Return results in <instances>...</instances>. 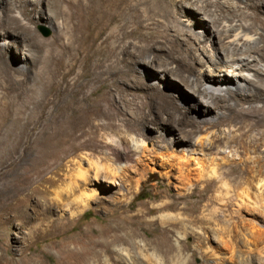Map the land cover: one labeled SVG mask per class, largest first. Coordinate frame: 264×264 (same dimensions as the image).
I'll list each match as a JSON object with an SVG mask.
<instances>
[{
  "label": "rangeland",
  "instance_id": "rangeland-1",
  "mask_svg": "<svg viewBox=\"0 0 264 264\" xmlns=\"http://www.w3.org/2000/svg\"><path fill=\"white\" fill-rule=\"evenodd\" d=\"M9 1L14 11L6 12L0 25V32H12L5 38L0 36V44L9 43L4 55L12 69L9 78L0 76V264H78L81 256L87 257L91 253L96 258L90 257L83 264H131L132 250L123 241L127 237V223L137 222L145 209L158 210L162 200L179 206H192L198 200L195 194L180 200L174 198L182 175L167 161L191 158L188 169L191 168L196 182V176H193L198 165L196 159L203 157V153L186 151L183 156V152L173 151L174 147L164 140L173 128L175 136H179L176 139H181V142L175 140L179 149L199 146L202 140L208 142L205 127L200 131L189 123H173L180 113L189 119L194 113L190 103L196 104V100L186 97L187 86L181 84V90L170 89L171 76L166 77L168 80L163 79L164 75L156 71L157 67L144 63L135 64L139 80L143 82L138 86L133 85L131 72L108 71V61L97 69V73L79 81L76 77L83 70L81 66L62 78L66 65L63 68L56 62L46 65L42 53H36L26 62L22 44L33 45L34 39L25 26L37 38L48 42L53 40L55 29L41 19L38 12H32L31 3ZM183 1L171 4L170 12L174 10V14L170 13V17L151 13L145 17L141 13L143 26L139 31L151 34L150 39L157 41L158 48H163L158 52L160 59L169 57L167 47L178 46L180 53L187 51L192 58L196 66L193 75L210 80L207 65L212 58L228 50L226 36L215 29H221L225 24L248 26L257 45L264 44V38L260 39L264 34V0H213L208 7H202L209 11L210 27H205L200 19L194 21L196 12L181 6ZM48 2L50 0H37L38 9L46 10ZM22 5L31 12L29 19L22 14ZM9 13L17 17V24L7 19ZM144 18H150L152 23H144ZM165 30L173 38L171 42L161 43ZM172 60H168L169 66H175ZM255 67L264 70V62H258ZM101 70H104L103 74ZM226 71L234 77L243 75L257 80L253 69L250 73ZM240 79L246 89L257 91L252 83ZM81 83L83 86L77 92V84ZM149 83L156 84L147 87ZM215 85L222 87L219 93L227 98V103L236 104L238 96L232 86L227 88L222 82ZM162 93H168L169 97H162ZM259 94L258 99L239 105L237 111L215 110L211 119L217 121L223 117L226 122L208 131L209 138L218 137L220 152L216 157L224 167L235 164L242 167L255 161L257 171L264 176V125L241 135L244 130L241 114L247 113L250 122L264 118V93L259 91ZM83 97L90 100L85 109L92 112L88 118L89 126L82 125L77 119L79 114H71L67 108L69 102ZM140 111L148 118L157 116L159 120L153 125L137 124L136 114ZM172 111L175 113L170 115ZM134 123L136 130L131 127ZM91 125L98 129L90 128ZM246 140L259 145L255 152H247ZM78 165L86 173L82 180H76L79 184L71 185L69 190L72 191H69L65 184L72 180L67 177ZM198 182L203 185L205 180ZM216 186L214 192L206 194L202 204L208 208H230L232 202H228L236 196L227 194L219 184ZM62 187L69 191L67 193L91 195L87 205L69 203L70 196L56 197L54 191ZM251 189L252 194L258 193L257 199L251 194L250 202L240 208V221L236 215L225 218L238 222L245 231L253 224L259 229L260 240L257 249L251 253L264 262V180ZM210 194L212 196L208 198ZM211 198L214 199L212 203ZM154 214L156 212L150 217ZM172 236V242H176V235ZM141 238H146L142 230L137 240ZM184 242L193 245L194 237L187 236ZM207 245L218 250V246L210 241ZM191 253L185 251L187 256ZM202 259L196 255L191 261L201 264ZM137 264L148 263L139 260ZM210 264H216V261Z\"/></svg>",
  "mask_w": 264,
  "mask_h": 264
},
{
  "label": "bare ground",
  "instance_id": "bare-ground-1",
  "mask_svg": "<svg viewBox=\"0 0 264 264\" xmlns=\"http://www.w3.org/2000/svg\"><path fill=\"white\" fill-rule=\"evenodd\" d=\"M20 1L24 2V4L31 3L33 6L32 12H38L39 17L55 29L53 40L48 42L37 38L33 35V31L25 26L27 31H30L32 39H34L33 45L31 43L22 44V53L26 62L34 58L36 53H42L41 55L46 65H49L50 62H56V64L60 65V68L66 65V70L62 72V78L69 75L77 66H81L83 70L76 77V80L79 81L83 77H90L93 73H97V69L102 68L103 64L108 61L109 63L106 65L109 68L108 71L121 69L128 73L131 72V81L133 85L135 83L138 86H142L143 82L139 80L135 64L137 62L144 63L148 66L157 67L156 71L162 76L164 75L163 79L171 76V84L168 86L170 89L181 90L183 89L181 84L187 86L186 97L189 100H196V104L190 103V109L192 108L194 113L189 119L186 118L184 113H180L177 119H173V123L177 121L189 123L200 131L205 127L204 129L207 131L205 139L208 142H203L202 140L199 146H187L179 149L176 141L181 142V139H176L179 136H175V130L171 127L172 133L165 136L164 140L168 146L174 147L173 151L179 150L183 152V156H185L186 151L191 154L203 153V157L196 159V164H198L197 168H194L196 175H194L195 173L193 174L194 177L196 176V182L193 181L191 168L188 169L191 158H187L186 161L180 159L167 161L170 167H177L182 175V178L179 179L180 186L177 185V191H179L173 194L174 198L180 200L182 197L195 194L198 196V200L192 206H179L177 203L167 199L162 200L163 204L158 210L153 211L152 207L145 209L137 222L132 220L127 223L126 227L129 225L126 232L127 237L123 241H126L130 250H132L130 255L131 264H137L139 260L148 264H194L191 259L196 255H200L203 258L201 264H210L213 261H216V264H228V262L230 264H264L251 253V251L253 252L257 249L260 240L259 229H255L253 224L252 227L245 231L238 222L229 221L225 218L236 215L238 221H240V208L246 202H250L251 187L263 181L264 176L257 171L256 165L253 163L255 161L246 163L242 167L239 164L224 167L223 162L217 161L216 157L220 152L217 145L218 137L209 138L210 132L208 131L226 122L223 117H219L217 121L211 119L214 117L215 110L237 111L238 106L242 103L258 99L260 97L259 91L264 93V79L262 78L264 77V70L255 67L258 62H264V44L261 46L257 45V39L254 38L250 27L225 24L221 29H215L217 33L222 31L226 36L225 39L228 40L226 49L228 50L226 53L212 58L209 65H207V70L211 76L210 80H212V83H210L208 79L203 80L201 77L193 75L196 66L192 63V58L190 59L187 51L180 53L178 46L170 45L167 47L169 57L160 59L158 52L162 51L163 48H158L157 41L150 39L151 34L145 35L139 31L143 26L141 13L145 14V17L149 13L170 17V13L174 14V10L170 12V6L177 0H50L48 4L46 3V10L38 9L37 0ZM212 1L184 0L181 6L196 12L194 21L200 19V23L205 27H210L209 11L202 7H208ZM0 7L1 25L6 12H12L14 8L9 0H0ZM21 7L22 14L29 19L31 12L28 11L26 5ZM197 14L200 15L197 16ZM7 19L17 24L15 15L9 13ZM143 20L146 24L152 23L150 18H144ZM11 33L10 30L4 33L0 32V36L5 38ZM137 38L139 40H135ZM172 38L168 31L165 30L161 35L162 40L159 42H171ZM263 38L264 34H261L260 39ZM8 44H0V76L4 78H9L12 72L4 55ZM174 52L179 53L175 56L173 55ZM251 56L253 57L252 61L250 60ZM169 59H173L175 66H169ZM201 65H204V63L202 62ZM226 68L248 73L253 69V76L257 80L254 81L243 75L234 77L229 75V72L227 73ZM100 72L103 74L104 70ZM197 72L199 73L200 70L197 69ZM241 77L247 83H252L257 91H251L246 89V86H242ZM217 82L225 83L227 88L232 86L238 96L235 105L226 102L227 98L219 93L222 91V87L215 85ZM81 84H77V86L79 85L77 90L75 89L77 92L83 86ZM155 84L149 83L146 86L153 87ZM157 86L160 87L159 85ZM159 93L157 91V95ZM171 93L173 94L172 91ZM162 97L168 98L169 95L168 93H162ZM87 98L74 99L68 103L67 108L71 114H79L77 119L82 125L89 126L88 118L92 112L89 111V108L85 110L90 103ZM174 113L175 111H172L170 115ZM240 116L244 128L241 135H247L251 130L264 125V118L250 122L247 113ZM136 117L137 124L142 123L143 125H153L159 120L157 116L148 118V115L141 111L136 114ZM201 123H204V125L200 126ZM131 127L136 130V123L132 124ZM90 128L98 129L97 126L93 125ZM258 147L259 145L253 143L252 140H246L245 148L248 153L255 152ZM81 168L78 165L72 171L73 173L68 175L67 178L72 181L65 184V189H71V185L85 175L86 172ZM200 179L205 180L203 185H199L198 181ZM217 184H219L221 189H225L227 194L231 193V195L236 196L228 202H232L234 207L230 205V208L225 206L216 209L205 207L202 204V201L206 199V194L214 192L215 188L218 187L216 186ZM65 189L62 187L53 191L58 198L70 196L69 203L77 205L81 203L83 207L87 205L91 195L86 193L77 195L73 192L67 193L72 190L66 192ZM181 190H185V192ZM216 190L219 191V188ZM252 195H256L257 199L258 193ZM166 196L165 194L164 197L166 198ZM210 196L212 194L207 197L210 198ZM256 199L254 201H257ZM213 201L214 199L211 198V203ZM65 204L63 203V205ZM154 212L156 214L150 217ZM221 218L223 219L220 220ZM141 230L146 238L137 240ZM172 235H176V242H172ZM191 235L194 237V244L187 245L184 242V238ZM207 240L216 244L218 250L211 247V245L209 247ZM185 251H192V253L187 256ZM223 251L230 254H223ZM90 257L96 258V255L91 253L87 257L81 256L78 264H83Z\"/></svg>",
  "mask_w": 264,
  "mask_h": 264
}]
</instances>
